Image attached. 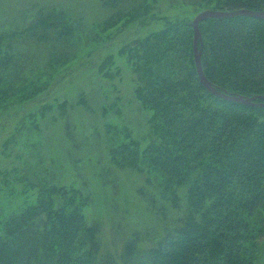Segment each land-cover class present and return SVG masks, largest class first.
<instances>
[{
    "label": "trees",
    "instance_id": "1",
    "mask_svg": "<svg viewBox=\"0 0 264 264\" xmlns=\"http://www.w3.org/2000/svg\"><path fill=\"white\" fill-rule=\"evenodd\" d=\"M102 2L112 10L107 27L149 14L164 24L120 50L136 74V99L152 111L154 137L143 147L124 127L109 147L116 168L142 176L136 192L158 226L133 229L120 251L111 249L102 226L85 213L90 194L51 182L44 166L36 171L29 161L24 179L12 176L19 168L0 169L6 189L18 183L34 197L12 212L1 205L0 264H256L264 236V105L227 100L204 86L194 54L195 16L151 14L153 0ZM195 5L198 13L264 10V0ZM20 17L21 24L0 31V114L26 104L16 131H26L30 143L40 138L48 111L57 106L64 115L69 104L27 106L50 92L84 45L78 26L56 5H34ZM200 32L212 85L264 103V18L209 17ZM110 65L102 61L100 73L119 75L120 66L111 72ZM66 128L73 140L74 127ZM18 139L11 136L5 146Z\"/></svg>",
    "mask_w": 264,
    "mask_h": 264
},
{
    "label": "rangeland",
    "instance_id": "2",
    "mask_svg": "<svg viewBox=\"0 0 264 264\" xmlns=\"http://www.w3.org/2000/svg\"><path fill=\"white\" fill-rule=\"evenodd\" d=\"M198 2L202 0H153L151 14L193 17L198 13ZM37 4L63 9L82 33L84 46L76 59L62 68L50 92L27 106L35 108L65 100L69 104L64 115L57 106L48 111L41 122L40 138L30 142L32 145L26 141V131H16L26 104L0 114V169L19 168L11 172L12 176L24 179L31 163L36 171L44 166L43 174L51 182L73 185L90 194L91 203L85 209L88 220L99 223L103 241L120 251L133 229L158 226L136 192L142 176L130 169H118L110 160L115 130L127 127L143 147L154 137L149 125L152 111L136 99V74L120 50L164 24L149 14L146 20L123 22L116 27L109 23L107 27L105 21L112 10L102 0H0V31L21 24L22 12ZM105 60L111 63V72L120 66L119 75L108 78L100 73V64ZM68 122L74 127L73 140L67 134ZM110 126L114 130H108ZM13 135L19 141L5 146ZM23 187L17 183L6 189L0 183V207L4 206L6 213L34 200ZM256 264H264V236Z\"/></svg>",
    "mask_w": 264,
    "mask_h": 264
},
{
    "label": "water",
    "instance_id": "3",
    "mask_svg": "<svg viewBox=\"0 0 264 264\" xmlns=\"http://www.w3.org/2000/svg\"><path fill=\"white\" fill-rule=\"evenodd\" d=\"M241 14L264 18V10H251V9H240L233 11L204 9L195 16L193 21V26L195 31L194 54H195L197 71L201 79V82L208 90H210L215 95L227 100L242 102L249 105H264V103L262 102L255 101L256 96H244L241 94H230L228 92L221 91L220 89L212 85V83L207 78L203 69L202 48L199 47V43L201 40L200 23L209 17H227V16H235Z\"/></svg>",
    "mask_w": 264,
    "mask_h": 264
}]
</instances>
